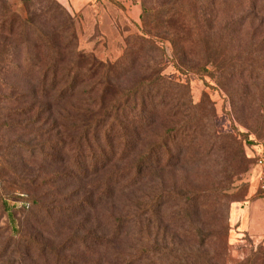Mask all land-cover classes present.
Wrapping results in <instances>:
<instances>
[{"label": "rangeland", "instance_id": "rangeland-1", "mask_svg": "<svg viewBox=\"0 0 264 264\" xmlns=\"http://www.w3.org/2000/svg\"><path fill=\"white\" fill-rule=\"evenodd\" d=\"M3 1L26 14L23 0ZM37 1L29 6L30 14L37 15V24L51 28L55 22L44 13L51 2ZM54 1L74 19L62 36H73L82 53L114 66L110 75L118 78L112 89H127L161 72L170 81L169 101L190 98L202 114L207 113L209 126L222 134H239L245 156L254 162L234 160L235 154L223 144L216 150L206 121H201L198 126L205 136L200 135L201 145L191 151L205 154L197 166L181 160L176 168L160 169L156 164L136 184L123 178L103 192L97 185L111 174L112 165L89 175L88 169L72 168L67 147L60 150L57 162L48 164L14 151L9 144L14 134H8L3 124H22L29 117L1 102L0 264H129L146 242L153 250L149 258L153 264L186 262L191 257L204 263L203 254L221 251L222 234L201 249L202 238L190 232L193 225L216 231L225 209L227 255L221 261L246 264L257 250L264 254V192L255 164V156L264 149V0H212L211 7L210 0ZM56 21L62 22V14ZM39 43L34 40L32 47ZM8 93L0 86V97ZM75 97L74 104L55 107V113L70 112L73 119L78 110L84 111L87 98ZM158 111L152 126L137 137V149L178 122L167 110ZM63 125L58 141L66 145ZM68 129H76L70 135L82 130L78 121ZM23 141L18 138L16 144ZM189 205L193 223L187 217Z\"/></svg>", "mask_w": 264, "mask_h": 264}, {"label": "trees", "instance_id": "trees-1", "mask_svg": "<svg viewBox=\"0 0 264 264\" xmlns=\"http://www.w3.org/2000/svg\"><path fill=\"white\" fill-rule=\"evenodd\" d=\"M49 1L51 3L44 13L46 17L50 16L48 19L55 22L51 28H47L49 25L41 22L37 24L34 21L37 15L30 14L29 6L38 4L37 0H23V5L27 8L25 15L0 0V86H6L9 90L5 97H0V103L13 106L12 108L17 110L21 109L22 114L25 113V116L29 117L22 124H3L8 134H12V137L14 134L13 140L9 143L14 151L48 164L49 161L57 162L60 150H66L67 147L69 151L66 153L72 152V168L78 172L81 170L86 172L88 169L89 175H96L112 165L114 169H111V174L104 180H99L97 185L99 190L105 192L110 184L118 186L123 178L136 184L156 164L160 169L176 168L181 165V160L189 162V166H197L201 156L205 154L197 156L191 151L192 148L201 145L198 138L204 134L200 133L198 125L201 121H206V132H210L209 135L213 137L211 144H217L216 150L220 149L218 144H223L227 151L235 154L234 160H241L242 157L250 165L253 164L254 160L245 156L239 134H222L213 127L214 125L209 126L207 113L202 114L203 109L199 105H194L190 98L169 101L167 93L170 81L161 72L140 80L127 89H112L118 78L110 75L114 66L93 54L82 53L73 36H62V33L72 26L74 19L61 4L54 0ZM213 5L214 2L210 0L209 6ZM58 13L62 14L60 23L56 21ZM34 40H40V43L32 47ZM76 95L78 99L80 96L87 98L82 103L85 106L84 111L78 110L73 119L69 118L72 114L70 112L66 115H62V112L58 115L55 113V107L70 104ZM158 110H167L166 114L171 113L169 115L177 118L178 122L167 127L153 143L137 149V137L147 127L152 126L157 119ZM76 121L82 130L79 131V135H70L69 132H75L76 129H68V125ZM61 125L62 130L67 132V135H64L66 145L58 141L62 132L59 130ZM52 128L56 130L52 131ZM18 138H23L24 141L16 144ZM148 139L151 140L150 137ZM222 150L225 152L223 148ZM48 153H51V157ZM55 154L57 157L53 158ZM83 154L87 155L83 157ZM175 159L177 163L173 164L172 161ZM224 159L223 156V161ZM121 164H126V167L120 168ZM233 175L237 176L236 170ZM206 195L208 194L203 192V196ZM37 199L32 201L35 209L40 207ZM193 200L195 199L191 198V201ZM191 209L192 206L189 205L186 211L188 221L193 223L194 215ZM37 212L41 214L40 210ZM225 214L216 231L193 225L190 232V235L202 238L199 244L201 249L216 234H222L220 252L203 254L204 263L198 261L196 257L194 259L191 257L192 260L186 262L173 261L168 264H225L223 260L221 261L227 255ZM111 221L118 224L115 217H112ZM148 245V242L142 244L134 253L132 261H128L129 264H136V260L139 262L149 260L153 250ZM163 249L168 247L164 245ZM257 251L249 257L246 264H264V254L261 250ZM130 256L132 255L128 257ZM145 263L153 264L151 260L143 262Z\"/></svg>", "mask_w": 264, "mask_h": 264}, {"label": "built area", "instance_id": "built-area-1", "mask_svg": "<svg viewBox=\"0 0 264 264\" xmlns=\"http://www.w3.org/2000/svg\"><path fill=\"white\" fill-rule=\"evenodd\" d=\"M255 164L259 169V186L261 191L264 192V149L255 156Z\"/></svg>", "mask_w": 264, "mask_h": 264}, {"label": "crops", "instance_id": "crops-1", "mask_svg": "<svg viewBox=\"0 0 264 264\" xmlns=\"http://www.w3.org/2000/svg\"><path fill=\"white\" fill-rule=\"evenodd\" d=\"M251 156H252V153H251Z\"/></svg>", "mask_w": 264, "mask_h": 264}]
</instances>
